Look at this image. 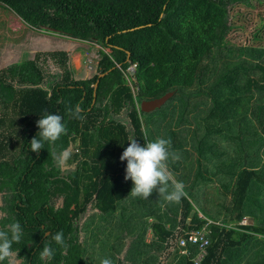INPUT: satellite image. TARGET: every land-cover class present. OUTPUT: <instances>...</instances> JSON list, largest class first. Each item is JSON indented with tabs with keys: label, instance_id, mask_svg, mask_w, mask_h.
<instances>
[{
	"label": "trees",
	"instance_id": "obj_1",
	"mask_svg": "<svg viewBox=\"0 0 264 264\" xmlns=\"http://www.w3.org/2000/svg\"><path fill=\"white\" fill-rule=\"evenodd\" d=\"M0 6L29 28L100 45L90 76H75L67 50H37L0 68V227L20 223L22 240L13 245L19 264H44V246L55 250L48 264L103 258L194 264L197 246L187 241L178 253L174 242L208 219L200 264H264V46L255 43L257 30L247 44L227 38L236 26L232 11L251 0H0ZM167 91L172 95L159 112L140 110L142 100ZM76 105L83 122L67 111ZM46 111L61 115L68 131L37 155L30 141ZM157 137L170 138V151L180 155L169 160L187 192L179 204L155 191L148 200L134 198L133 182L124 179L127 162L119 157L129 141L143 146ZM71 145L68 166L58 167L53 152ZM244 217L251 222L239 223ZM89 222L98 223L103 239L91 231L93 240L83 242ZM58 231L67 250L52 239Z\"/></svg>",
	"mask_w": 264,
	"mask_h": 264
},
{
	"label": "clouds",
	"instance_id": "obj_2",
	"mask_svg": "<svg viewBox=\"0 0 264 264\" xmlns=\"http://www.w3.org/2000/svg\"><path fill=\"white\" fill-rule=\"evenodd\" d=\"M67 111L72 119L81 122L86 119L82 114L83 109L79 105L74 108L68 107ZM36 125L39 129L37 135L39 138L31 139L30 149L37 155L45 147V143L54 148L56 142L68 131L61 115L49 114L47 111L36 122ZM170 148V138L157 137L154 141L146 142L143 146L135 138L129 141L119 160L127 162L124 179H130L133 182L134 186L130 192L132 197L148 200L155 191L166 202L172 204H179L182 198L187 197L184 183L176 180L169 168L170 159L173 162L180 159L179 153L170 151ZM72 155L73 153L69 149L53 152L58 167H67ZM22 236L23 230L19 222H12L6 227H0V264H19L18 250H14L13 245L20 244ZM52 239L61 249L67 250L69 245L63 231L56 232ZM54 255L55 250L51 246H44L40 252V259L44 261V264H48ZM100 264H113V262L109 258H103L100 260Z\"/></svg>",
	"mask_w": 264,
	"mask_h": 264
},
{
	"label": "rangeland",
	"instance_id": "obj_3",
	"mask_svg": "<svg viewBox=\"0 0 264 264\" xmlns=\"http://www.w3.org/2000/svg\"><path fill=\"white\" fill-rule=\"evenodd\" d=\"M4 13L5 8L0 6V15ZM231 18L236 26L235 28H233V31L227 36L230 43L247 44L250 41L252 35H254V31L257 30L258 36L261 40L255 41V43L264 46V0H251L250 7H235V9L231 13ZM9 23L12 26L17 27L22 25L18 17H11ZM44 29H41L40 31L35 30L37 33L27 31V33L24 34H12L10 30L6 31L4 33V37L8 39H6L5 41L9 42V45L7 44L4 47H1L2 50H0V68L7 66L14 60H21L27 57H31L37 50H67L70 54L73 67L75 68L76 77L90 76L95 73V66L97 58L99 56L98 48L100 47L98 43L74 38L50 29ZM28 30L33 31L32 29ZM13 35H19L20 38L17 43L14 40ZM13 42H15L16 44H13ZM49 60L50 59H48V61ZM130 73L132 74L133 72L130 71ZM128 81H132L131 78L128 77ZM159 111L160 108H157L155 109L154 113H157ZM74 146L76 145H71L67 149L71 151L75 150ZM126 201L127 200L124 199L122 203H126ZM84 219L86 222H88L90 220V217H84ZM250 222L251 221L248 217H244L239 221V223L241 224ZM97 224L89 222L88 228H86L88 230L83 231V228V232L81 231V234L84 233L82 234L83 238H81L83 242L86 240H93L90 235L91 231L98 233V237L101 236V230H99V227L95 226ZM86 234H88V236H86ZM240 235L241 230L237 229L233 233L232 238L238 239ZM102 237L103 234L100 238ZM180 237L181 235H179V237L176 239L174 247L177 249L178 253H183V247L180 246ZM149 238L150 236L146 237V239ZM92 242L93 241H90L89 244L92 245Z\"/></svg>",
	"mask_w": 264,
	"mask_h": 264
},
{
	"label": "crops",
	"instance_id": "obj_4",
	"mask_svg": "<svg viewBox=\"0 0 264 264\" xmlns=\"http://www.w3.org/2000/svg\"><path fill=\"white\" fill-rule=\"evenodd\" d=\"M12 15V16H10ZM11 17H18L20 19V23L22 24L21 26L17 27V26H12L9 22L11 20ZM28 29H32L33 31H29ZM41 29H44V28H29L27 27L26 23L24 22V20L18 15L16 14L15 12H13L12 10L10 9H5V13L4 14H1L0 15V50H2V46L4 47L5 45H9V42L5 41L7 38L4 37V33L8 30H10V32L12 34H24V33H27L28 32H36L35 30H41ZM46 30V29H44ZM37 33V32H36ZM12 36V35H11ZM10 36V37H11ZM13 38L14 40L16 41V43L18 42L19 40V35L17 36H14L13 35ZM8 40V39H7ZM15 42H13V44H16ZM192 212L186 217L187 220L185 221H188L190 216H191ZM199 215L201 216L202 214L199 212ZM148 219L151 221L153 218L151 217H148ZM147 236H150L149 239H146V241H149L151 239V232L150 230L148 229L147 230V233H146V237ZM179 237V236H178ZM234 239V238H233ZM176 241V240H175ZM175 243V242H174Z\"/></svg>",
	"mask_w": 264,
	"mask_h": 264
},
{
	"label": "built area",
	"instance_id": "obj_5",
	"mask_svg": "<svg viewBox=\"0 0 264 264\" xmlns=\"http://www.w3.org/2000/svg\"><path fill=\"white\" fill-rule=\"evenodd\" d=\"M129 71L133 72V65L128 67ZM211 222V220H207V222L199 229H192L190 231L185 232L187 234V239H185L183 236L180 237V246L183 247V252H186V249L184 248L186 245V242L189 241L192 244H195L197 246V253L195 257L193 258L194 264H200L201 259L206 255L207 253V246L209 244V238L208 234L210 233V229L208 228V224ZM184 240V241H183Z\"/></svg>",
	"mask_w": 264,
	"mask_h": 264
},
{
	"label": "water",
	"instance_id": "obj_6",
	"mask_svg": "<svg viewBox=\"0 0 264 264\" xmlns=\"http://www.w3.org/2000/svg\"><path fill=\"white\" fill-rule=\"evenodd\" d=\"M52 30V29H51ZM54 31V30H53ZM105 73H100L99 77L103 76ZM98 81L95 82L94 87L97 85ZM172 95V91H167L160 95L159 97H155L153 99L142 100L139 103L140 110L144 112H149L154 110L155 108L159 107L161 104L164 103ZM47 233V232H45Z\"/></svg>",
	"mask_w": 264,
	"mask_h": 264
}]
</instances>
